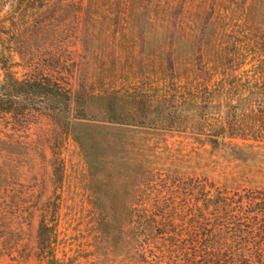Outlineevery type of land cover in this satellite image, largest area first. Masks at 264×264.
Returning a JSON list of instances; mask_svg holds the SVG:
<instances>
[{
	"label": "rangeland",
	"instance_id": "374dc122",
	"mask_svg": "<svg viewBox=\"0 0 264 264\" xmlns=\"http://www.w3.org/2000/svg\"><path fill=\"white\" fill-rule=\"evenodd\" d=\"M4 62L18 78L37 69L84 94L165 101L174 124L113 134L135 155L90 169L49 118L16 125L0 113V264L134 262L140 249L123 244L120 208L139 188L140 150L153 183L169 175L264 191V139L241 151L203 136L204 119L219 115L264 135L249 128L264 120L250 95L264 91V0H0V81Z\"/></svg>",
	"mask_w": 264,
	"mask_h": 264
},
{
	"label": "trees",
	"instance_id": "16d2710c",
	"mask_svg": "<svg viewBox=\"0 0 264 264\" xmlns=\"http://www.w3.org/2000/svg\"><path fill=\"white\" fill-rule=\"evenodd\" d=\"M2 70L0 113L16 125L27 123L34 114L49 118L73 137L90 169L98 160L103 165L115 161L121 166L128 161L126 156L135 155L123 143L117 145L113 134L122 137L138 130L165 131L174 124L164 115L165 101L151 105L145 98L119 91L84 94L66 87L56 75L37 69L18 78L5 62ZM253 93L252 113L254 105L264 104V91L255 87L252 97ZM223 100L228 105L230 98ZM204 123L212 128L203 133L212 147L253 150V143L264 139L263 119L250 122V130L261 129L250 135L239 133L244 132V126L221 115L204 119ZM233 139L241 140L243 146L233 144ZM137 153L143 170L139 188L129 189L120 208L123 244L140 249L131 264H264L263 189H228L207 179L175 181L169 175L153 183L154 173L143 169L148 160L145 151ZM122 176L128 188L131 178Z\"/></svg>",
	"mask_w": 264,
	"mask_h": 264
}]
</instances>
